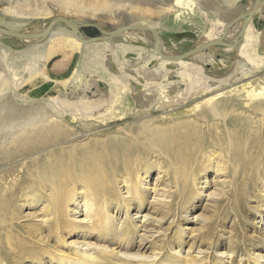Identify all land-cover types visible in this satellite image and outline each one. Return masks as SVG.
<instances>
[{
	"label": "rangeland",
	"instance_id": "rangeland-1",
	"mask_svg": "<svg viewBox=\"0 0 264 264\" xmlns=\"http://www.w3.org/2000/svg\"><path fill=\"white\" fill-rule=\"evenodd\" d=\"M172 1L0 0V27L27 32L62 15L78 20L79 32L93 37L100 35L95 25L110 30L142 23L156 29L163 47L183 53L207 35L202 11L225 22V29L240 28L236 17L252 3L194 0L176 18L168 9ZM7 7L18 15L8 14ZM54 27L69 28L62 22ZM137 37L131 44L118 37L106 45L74 36L60 43L0 37V130L6 131L0 141V264H79L77 253L102 261L108 259L104 249L112 251L116 264L127 259L132 264H264V112L245 110L251 102L242 87L264 86V5L248 24L244 42L204 65L206 75L229 81L212 92L194 91L180 103H164L157 95L147 106L131 88L141 82L134 78L129 85L116 74L115 68L129 76L138 65L145 67L128 65V57H151L149 40ZM100 45L114 46V69ZM236 65L247 75L232 73ZM183 78L190 82L188 75ZM226 98L240 101L230 118L245 122L249 132L243 144L263 147L255 151L258 172L251 194L245 191L256 171L253 167L251 173L253 164L237 175L240 164L230 165L218 149L204 150L203 141L198 144L206 152L203 170L194 165L185 172L164 155L172 132L190 127L210 136L217 117L208 115ZM12 113L31 122L21 125L24 117L15 118L19 125L8 128L3 118ZM49 114L52 119L43 121ZM132 187L144 193L142 204L133 201ZM94 226L106 233L103 238L83 230ZM123 227L132 234L120 236Z\"/></svg>",
	"mask_w": 264,
	"mask_h": 264
},
{
	"label": "bare ground",
	"instance_id": "bare-ground-1",
	"mask_svg": "<svg viewBox=\"0 0 264 264\" xmlns=\"http://www.w3.org/2000/svg\"><path fill=\"white\" fill-rule=\"evenodd\" d=\"M193 1L194 0H173L172 3L168 6V9L173 10L176 13L175 17L178 18L181 14L180 8L191 9V6L195 2V1L194 2ZM261 1H262V6H263L264 0H261ZM253 2H254V0H252L250 8L248 7L249 9H247L245 13H247L251 9ZM175 7H177V9H175ZM15 9L12 7H7V8H5V11H7L8 14L10 13V15L13 14L14 16H17L18 13ZM201 13L205 16V19L209 23L208 24L209 26H208L207 30L204 32L207 35H202L201 39L198 40L195 45L202 44V43H205L207 41H210L211 39H217V38H222L223 40H225L226 43H228L230 41H233L236 37H238V33H239L240 28H238L237 25L235 27H233L234 25H232L231 27H229L225 30V28L223 26L225 22H215L214 20L210 19L208 17V15L205 14L204 11H202ZM243 19L244 18L239 20V21H241V24L243 22ZM74 20L78 24H80L78 22V20H76V19H74ZM46 24L47 23L36 24V25L32 26L26 33H39L44 29ZM138 35H139L140 39L145 38V39L149 40V44L153 49L152 54H150L151 57L144 56L139 60L134 55L136 58L135 57H133V58L128 57L127 64L131 65L132 67H135L139 63H142L145 65V67L141 66V64L138 65L137 67H135L129 71V73H130L129 76L128 75L125 76L124 75L125 73L123 74L121 72L122 70L119 71V69L115 68V71H116V74H118V77L121 78L124 82H126V84L131 85L132 81H130V80L134 79V78L137 79L139 83L141 82L140 85L138 83H133V85H131V88L134 91L141 93L140 94L141 98L146 99L145 102H146L147 106L151 105L150 103L153 101V99L157 95H163V102L164 103L165 102L168 103V101L170 102V99H172L173 102L175 101L177 103H180L182 101H185L187 98H189L193 94L194 91L202 90L203 92H212L215 88H217L221 84H223V82L229 81L228 78H226L225 79L226 81H224V78L219 79L218 77H216L214 75H210V76L206 75V70H205L204 65L206 63H209V62L210 63L215 62V60H216L215 56L217 54L230 53L232 51V48H233L232 46L214 45V46L208 47L207 49H204V50H201L199 52L190 54L186 57L180 58V56L182 55L181 51H172V50L166 49L160 43H159V47H158L159 48V52H158L156 49H154L153 35L151 34V32L149 30H139V29L125 30L115 37H112V38L107 39V40H101V42H102L101 45H106L109 43V41L111 39L118 38V37L127 38L128 43L131 44L134 41H136V37ZM2 36H5V35L0 33V37H2ZM73 36L74 35L72 34V31L70 28H63L62 29V27L61 28L53 27L50 30V32L42 39L43 40L50 39L53 42L60 43V42L64 41V39H66V38L73 39L72 38ZM79 36L82 38H87L81 32H79ZM5 37H7V36H5ZM37 40L39 41V39L22 40V41H27V42L32 43L31 41H37ZM76 40L80 41L79 39H76ZM242 42H244V38H243V40H238V44L242 43ZM87 44H89V43H87ZM101 45H100V47L102 48L103 46H101ZM109 48L110 49H104V47H103V52H104V50L109 51L107 53V57H108L107 65L111 66V69L112 68L114 69V67H112L114 65L112 57L115 53V49H114V46H112V45H110ZM139 54H138V57H141V55H139ZM160 54L169 55L172 57H179V58H176L173 60L172 59H165ZM231 57H233V56H231ZM243 70H244V67L242 65H240V66L236 65V67L234 68L232 73H238V71H239L240 73L242 72L243 75H247L248 72H246V71L243 72ZM181 72H182V75H180ZM185 75H188V79L190 80V82H188L189 84L183 83L184 82L183 77H185ZM172 78H175V79H172ZM100 85H101V83H100ZM91 87H93V86H91ZM242 87L247 90L248 96H249V101L251 102L248 104L250 109H245V110L250 111L252 113L264 112V86H262L260 89L259 88L255 89L254 86L251 85L250 83H245L242 85ZM86 88H88V87H86ZM147 90H149L148 92H150V93H145ZM103 95H104V93H103ZM98 98H100V97H98ZM239 102L240 101H238V99H234V98H226V99H222V100L220 99L217 102H215V106L217 107V110L214 111V113L208 115V117L211 116V118L217 117V122H215L216 126L210 127V132L212 133L210 136H205L203 134L196 132L197 130L193 131V130H190V127H186L184 130L172 132L171 137L168 138L169 140H167L164 137V139L167 140V141L165 140L166 145H164V148H163L164 155L168 156L169 158H172L171 159L172 163L178 167H181L182 170L184 169L185 172H187V171L191 172L194 165L200 166V169L203 170V167L201 165V160L203 158V155L205 156L206 152L202 151V149L198 145L199 143H202V141H203L202 145H203L204 150H208L211 153V152L216 151V149H218L219 150L218 154L223 155L224 157H226L227 160H230L229 161L230 165H231V163L235 164L234 162H237L238 163L237 165L240 164L239 171L237 170V175L238 174L243 175L244 169L246 167L251 166L252 164L253 165H252L251 173H253V170L254 169L256 170L254 160L258 156V153L262 150L263 147L260 145H257V146H255V148H253L254 146L247 147V146H245V144H243L245 137H246L247 133L249 132L247 127L244 125L245 122L240 121L238 119L230 118L233 113H237V112H235V108L239 107ZM103 103H104V101H103ZM96 104H97V102H96ZM248 106H243V107H248ZM201 113H203L204 116L207 115L204 112H201ZM199 114L200 113H198V115ZM24 116L25 115H23L22 117H17V114H15V113L7 114L3 118L4 119L3 123L8 128H10V127L13 128L16 125H19V123L17 122L18 120H16L17 123L14 122L15 118L21 119ZM44 116L45 117L42 118L43 121H49L50 118L52 119L50 114L47 116L46 115H44ZM25 118L26 117H24V119H21V121L25 120V121H22V123L20 122L21 125L22 124L26 125L29 122H31L28 119H27L28 120V122H27V120ZM55 118H57V117H55ZM218 121H219V123H218ZM24 122H26V123H24ZM1 126H3V125H1ZM8 128H6V129H8ZM218 129H219V132L217 133ZM12 131H14L15 134L18 132V130H14V129ZM5 132L6 131L4 128H2L0 130V141L4 139V135L6 134ZM9 132L7 133V134H9V136L13 135V133H9ZM113 150H114V148H113ZM256 150L258 151V153L255 152ZM250 152L253 154V158H251L252 154ZM92 153H95V152H92ZM79 154H81V153H79ZM97 155H98V153H97ZM106 155L107 154H105V156ZM112 156H111V158H113ZM96 157H98V160L100 159L99 156H96ZM90 158H92V157L90 156ZM123 158H124V156H123ZM64 159H65V157H64ZM79 159H80V157H79ZM86 159L88 160L87 157H86ZM87 160H85V161H87ZM104 161H106V160H104ZM109 161L110 160H108V163H110ZM82 162H84V161H82ZM91 162H93V161L91 160ZM90 164H92V163H90ZM87 165L89 166V163ZM79 166L80 165H78V167ZM47 167L49 168L50 165H47ZM51 167H53V166H51ZM55 167H56V165H55ZM61 167H63V166L61 165ZM253 167H254V169H253ZM92 169H94V168H92ZM225 169H226L225 167H222V168L217 167L216 168V170L221 171L220 173H222V174L227 172ZM45 171H46V168H45ZM86 171H89V170H86ZM166 171L167 170L164 171L165 174H166ZM77 172H79V171H77ZM257 172L258 171L256 170L254 172V174L252 175V177H250V180L248 181L249 191H247V190L245 191V189H244V191L247 194L248 193L251 194V192L253 191V189L255 187V186H253V187H251V186L256 184ZM167 174L169 176H172L171 171H167ZM131 197H132L133 201L139 205L142 204L145 200L144 199L145 198L144 193H142L141 191H139L138 189H136L134 187L131 188ZM90 204H92V203H90ZM87 205H88V203H87ZM100 229H101L100 227L94 226L90 229H83V230L87 231L88 233L96 232L97 233L96 238L100 239V238H103L104 235L106 234V233L105 234L102 233L100 231ZM123 229H124V227L122 228V232H120V234H119L120 236H127V235L132 234V232H130V230L127 227L124 230ZM142 248H144V246L140 247V249H142ZM102 252H104L105 258L108 256L107 260L96 261L94 259L95 257L87 255V254H82V253H77L76 259L79 260V264L80 263L81 264H92V263H96V262L97 263L103 262L104 264H108L110 259H111L110 264H116L115 263L116 261L114 262V258H112L113 253L111 250L105 251V249H104L101 251V253ZM136 254H138V253H136ZM145 259H146V257H145ZM72 261L74 262V260H72ZM131 262H133V260L127 259V261H125L121 264H132Z\"/></svg>",
	"mask_w": 264,
	"mask_h": 264
},
{
	"label": "water",
	"instance_id": "water-1",
	"mask_svg": "<svg viewBox=\"0 0 264 264\" xmlns=\"http://www.w3.org/2000/svg\"><path fill=\"white\" fill-rule=\"evenodd\" d=\"M261 6H262L261 0H254L251 9L247 13L241 14L238 17H236L237 22L242 18H244V19H243L242 24L240 25L238 37L235 38L233 41L226 43L225 40H223L222 38L211 39L210 41H207L205 43L194 45L193 47H191L187 51L183 52L182 55L180 56V58L186 57L190 54H193V53L199 52L201 50L207 49L208 47L214 46V45L232 46V47H234V49H237L238 40H243L244 32H245L248 24L250 23L253 16L260 9ZM59 22H62L65 26L69 27L71 29L74 37L76 39H79L83 43H92V42L99 41V40L100 41L101 40H107V39H110L112 37L117 36L118 34H120L121 32H123L125 30H129V29L149 30L151 32V34L153 35L154 49H156L159 52L158 47H159L160 39H159V36H158L156 29H154L153 27H151L149 25L142 24V23H131V24H127L124 26L115 27V28H112L110 30H104V29L95 25V27L100 32V35L82 38L79 36L80 24H78L74 20V18L64 17L62 15H56L55 17H53L52 19H50L48 21V23L46 24L44 29L39 33L19 32V31H14L11 29L2 28V27H0V33L4 34L7 37H15V38H19L21 40L42 39L50 32V30L54 27V25H56ZM160 55L165 59H172L173 60V59L179 58V57H172V56L164 55V54H160Z\"/></svg>",
	"mask_w": 264,
	"mask_h": 264
}]
</instances>
